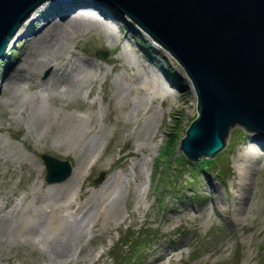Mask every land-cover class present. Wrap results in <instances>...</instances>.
Instances as JSON below:
<instances>
[{
	"label": "rangeland",
	"instance_id": "374dc122",
	"mask_svg": "<svg viewBox=\"0 0 264 264\" xmlns=\"http://www.w3.org/2000/svg\"><path fill=\"white\" fill-rule=\"evenodd\" d=\"M88 5V2L74 4L68 14L81 12L79 9L89 8ZM92 9L99 15L97 9ZM49 10L45 5L37 16ZM120 17L123 21L117 25L107 23L113 27L112 39L96 25L76 41L69 40L71 54L66 57L70 62L86 59L87 67L96 75L81 90L80 99L70 102L57 98L53 103L46 96L43 100L62 112L94 113L85 122L90 131L85 139L94 140L97 149L87 153L91 166L83 168L87 175L82 186L78 182L75 185V203L98 190L104 180L96 183L95 178L102 171L105 180L119 176L126 197L118 199V223L107 231L99 223V230L81 237L82 251L75 247L73 254H90L80 264H146L162 248L180 247L173 259L164 258L160 264H264V149L255 140L257 134L236 127L227 136L225 147L211 158L216 161L207 171L184 160L180 143L196 117L195 88L170 53L146 38L128 16ZM99 20L106 22L102 17ZM22 33L14 37L6 49L7 55L0 58V82L9 67L8 70L16 68V72L22 69L20 73L28 76L26 65L34 58L29 52L26 61L20 62L31 44ZM98 51L104 53L103 58L96 56ZM121 60L134 62L131 93L124 86L132 71L122 66ZM100 61L103 66L98 67L96 63ZM50 72L46 68L38 78L20 79L16 83L18 93L26 96L39 91L37 81H46ZM151 75L167 84L175 95L151 87L159 95L152 98L148 88L154 79ZM112 81L121 86L122 100L132 97L134 104L123 102L112 93ZM64 102L68 104L63 105ZM17 105L18 101L0 103V205L4 210L33 184H50L45 179L42 154L68 160L78 169L86 148L85 144L56 146L44 129L28 130L18 111L10 113L9 109ZM150 115L154 117L149 118ZM132 128L134 135L130 134ZM142 140L147 146L144 150L138 149ZM203 158L206 157L192 162L198 163ZM133 162L138 163L134 168ZM214 166L220 172H215ZM244 183L245 189L241 187ZM172 184L178 189H172ZM128 185L131 188L137 185L138 208H134L133 190H126ZM209 191L218 201L217 211L211 209ZM30 197L29 194V200ZM71 211L73 208H67L64 213ZM9 241L0 243V264H44L40 254L37 262L32 263L29 247Z\"/></svg>",
	"mask_w": 264,
	"mask_h": 264
},
{
	"label": "bare ground",
	"instance_id": "6f19581e",
	"mask_svg": "<svg viewBox=\"0 0 264 264\" xmlns=\"http://www.w3.org/2000/svg\"><path fill=\"white\" fill-rule=\"evenodd\" d=\"M84 2H88L90 7L79 9L81 12L68 14L74 4ZM45 5H48L50 10L37 16L39 9ZM92 7L97 9L99 13L97 16L105 19V23L94 14L96 11ZM54 15H57L58 18ZM120 16L119 10L102 0H45L36 6L21 23L6 47V49L9 48L14 37L23 31L22 37L30 40L31 44L26 48L25 56L20 62L26 61L29 52L34 60L26 65L28 76L20 73L22 69H19V72H16V68L14 70H8L11 67L5 69L4 78L0 82V103L12 104L18 101L19 105L12 106L9 109L10 113L18 111L28 130L32 128L44 129V133L48 132L51 135L56 146H61V144L69 146L85 144L86 146L85 152L82 153V158L79 160L78 169L73 167L67 179L56 183H43L40 186L33 184L8 209L4 210L3 205H0V243L8 244L11 239L16 244L29 247V261L32 263L37 262L38 254H40V259L44 264H80L90 255L89 253L73 254L75 247L80 252L84 248L81 237L86 232L99 230V223H102L107 231L119 221L118 199L126 198L119 176H114L111 180L104 179L98 190L88 193L81 202L75 203L73 198L75 185L78 182L81 187L87 175L83 168L86 165L87 168L91 166L87 162V153L97 149L94 140L86 142L85 139L90 133L85 122L93 117L94 113L79 115L73 112H62L60 109L47 106L43 100L46 96L53 103L57 102V98L70 102L78 100L81 90L86 84L93 81L96 75L95 71L87 67L89 62L86 59L70 62L66 57L67 53L71 54L69 40L76 41L81 34L88 32L96 25L112 39L113 27L111 25L109 27L107 23L110 21L117 25L120 20L123 21ZM142 33L146 38H150L145 31L142 30ZM75 46L77 47V44ZM78 49L86 53L82 48ZM96 64L98 67L103 66L101 61ZM121 65L132 71L126 86H124L126 91L131 93L134 91V62L121 60ZM142 65L145 66L144 63ZM46 68H50L51 72L46 81H37L39 91L26 96L18 93L16 83L20 79L38 78ZM145 71L149 74L152 73L150 70ZM155 75L161 80L160 76ZM156 76L155 78L154 75L149 76L154 78L149 82L150 87H148L152 98L159 96L153 91L157 87H160L161 90L164 89L168 95H175L171 89L169 90L168 85L161 84ZM168 81L174 84L171 78H168ZM111 86L112 93L122 100L124 94L121 92V86L115 81H112ZM4 90H6L5 93H3ZM122 101L134 104L132 97H126ZM64 104H68V102H64ZM153 117L150 115L149 118ZM130 134L134 135V128ZM255 140L264 149V137L256 135ZM138 146L137 148L141 150L147 147L143 140ZM137 164L133 162L131 167L134 168ZM236 185H239L238 182ZM245 185L244 183L241 187L245 189ZM131 189L135 197L134 208H138L140 199L137 194V185L132 188L128 185L126 190L130 192ZM29 194L31 200L28 198ZM208 196L211 209L217 211L216 197L211 191ZM67 208H73V211L68 214L64 213ZM179 249L180 247L162 248L160 253L146 264H160L164 258L171 260ZM99 254H102L101 251Z\"/></svg>",
	"mask_w": 264,
	"mask_h": 264
},
{
	"label": "water",
	"instance_id": "95a60500",
	"mask_svg": "<svg viewBox=\"0 0 264 264\" xmlns=\"http://www.w3.org/2000/svg\"><path fill=\"white\" fill-rule=\"evenodd\" d=\"M43 1L0 0V58ZM102 1L128 16L189 76L197 94L196 117L180 143L189 160L212 158L236 127L264 137V0ZM41 158L47 182L70 176L68 160ZM104 178L102 171L95 182Z\"/></svg>",
	"mask_w": 264,
	"mask_h": 264
},
{
	"label": "trees",
	"instance_id": "16d2710c",
	"mask_svg": "<svg viewBox=\"0 0 264 264\" xmlns=\"http://www.w3.org/2000/svg\"><path fill=\"white\" fill-rule=\"evenodd\" d=\"M6 54H7V52H6ZM246 132H247V130L245 129V128H243ZM186 134V133H185ZM183 159L184 160H186V161H188V162H190V163H192V164H196V165H198V167L201 169V170H204V171H207L208 169H209V166H211L213 163H215V161H216V158H214V159H207V158H203V159H201V161H199L198 163H193L192 161H190V160H188V158H186V156L185 155H183ZM227 169V167H222V169ZM213 169L215 170V172H220V168L217 166H214L213 167ZM221 169V170H222ZM172 178H170V180H171ZM163 184H165V183H163ZM171 188L172 189H178V187L175 185V184H172V186H171ZM180 190H182V188L180 189ZM136 239H137V237H135ZM138 240V239H137Z\"/></svg>",
	"mask_w": 264,
	"mask_h": 264
}]
</instances>
